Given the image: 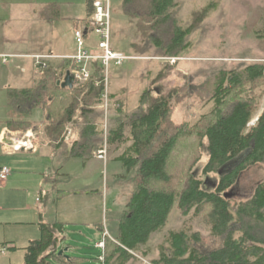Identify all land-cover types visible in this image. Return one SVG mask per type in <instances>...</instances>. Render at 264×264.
Here are the masks:
<instances>
[{"label": "trees", "instance_id": "obj_1", "mask_svg": "<svg viewBox=\"0 0 264 264\" xmlns=\"http://www.w3.org/2000/svg\"><path fill=\"white\" fill-rule=\"evenodd\" d=\"M176 1L121 0V13L137 19L142 42L149 44L139 52L154 47L158 56H182L190 47L188 36L217 6L216 1H210L194 11L191 22L183 27L175 18ZM39 14L43 21L53 24L60 19V6L48 2ZM68 65L67 61L49 62L33 85L8 87V104L24 115L36 108L43 110V135L61 160H86L104 142V113L98 108L102 85H95L103 71L94 62L91 79L84 85L61 88L57 81ZM170 70L165 64L154 82L165 78ZM263 94L264 62L252 61L218 70L209 86L174 87L165 93L159 86L147 88L139 95L137 106L127 112L124 101L118 99L113 114L107 117L105 139L115 143L124 125L128 126L130 144L117 160L130 174L133 190L117 218L115 235L105 238L103 257L100 259L101 253L98 257L58 255L64 247L63 224L40 223V237L24 248L22 264H109L114 257L124 262L132 256L131 251L168 223L174 208L183 216L190 211L203 216L211 241L204 243L195 231H170L167 246H161L159 257L150 264H264V179L247 199L234 201L224 196L247 167L264 163V108L251 121ZM193 95L210 104L209 111L193 122L178 121L172 102ZM109 96L112 99L114 94ZM4 125L10 130L32 126L28 121L14 120ZM68 125L74 131L64 141ZM202 157L207 161L200 169ZM209 174L218 176L213 177L216 185L204 189L200 176Z\"/></svg>", "mask_w": 264, "mask_h": 264}, {"label": "rangeland", "instance_id": "obj_2", "mask_svg": "<svg viewBox=\"0 0 264 264\" xmlns=\"http://www.w3.org/2000/svg\"><path fill=\"white\" fill-rule=\"evenodd\" d=\"M46 1L51 0H0V50L24 54L36 52L34 51L35 45L29 43L28 37L26 41L28 27L27 32L22 30L25 19L18 20L15 15L18 12V7L25 8L19 4H35L40 7ZM210 1L212 0H177L174 9L177 23L183 27L187 26L191 22L192 13ZM214 1L217 3L215 10L202 21L197 30L188 36L189 49L182 56L175 57L173 62L165 59L168 58L167 56H158L154 47H149L144 53L139 52L140 49L149 44L145 45L142 42V37L136 27L137 19L123 15L120 11L121 0H117L111 13V48L128 56L140 57L139 54H141L142 59L127 60L122 66L110 65L109 93L114 94L113 98L110 99L111 103L116 104L118 99L123 100L127 112L137 106L139 95L147 88L154 89L159 86L165 93L174 87L182 86L189 89L191 85L200 86L205 83L209 86L218 70H230L242 62H264V0ZM14 4L18 5L13 6ZM38 17L40 18L39 13ZM40 20L42 19L40 18ZM48 27L49 30L53 29L52 24H48ZM57 30L59 31V29ZM65 32L70 34V31ZM42 50L51 51L52 49L46 47ZM165 64L169 65L171 70L168 71L165 78L154 82L156 74ZM3 69H5V65L1 64L0 126L5 123V120L22 121L26 116L8 104L7 86L14 84L8 83L6 77L1 76ZM62 72L63 69L59 70V74ZM38 79L36 78L35 81ZM172 106L175 119L190 122L197 120L200 115L210 109V104L205 105V100H200L197 95L185 96L180 101H173ZM258 108L256 115L251 120L252 122L264 108V94ZM114 109L115 106H110L107 117L113 114ZM32 113L38 122L46 117V113L40 108L34 109ZM113 125L111 122L110 126ZM68 127L74 131L72 126L68 125ZM28 130L36 132L42 140L39 149L50 143L48 138L43 135V124L29 127L26 130H13V132H15L16 137H21ZM128 135L129 128L124 125L120 140L115 143H107V160L105 162L93 160L87 163L85 168H83L84 164L81 158L62 161L52 152L51 146L45 148L43 150L45 152L42 154H36L35 157L41 159L43 165L58 170L60 173L58 176L47 178L45 183L47 189L52 190L54 183H57L58 189L73 194V190L78 192L87 184L88 189L90 188L89 190L92 191L89 197L83 196L81 193L77 199L70 196L60 200L57 197V189H55L53 195L46 198V212L49 216L52 212H57L60 214L59 218L63 219V216L65 218L61 234L64 238L63 249H66L63 253L65 257L72 255L98 257L100 250L95 247L98 241L95 233L104 230L109 237L115 234L117 218L122 215L129 200L133 183L130 174L114 178L112 170L114 166H120L121 163L118 160L114 162L108 160L109 157L120 154L122 149L128 146L130 143ZM24 153L30 154L31 152L25 150ZM20 155L18 153L16 156ZM9 156L0 152V161L5 158L13 159L16 157L9 158ZM206 161V157L201 158L198 163L200 169ZM7 165L10 166L9 161ZM198 173L200 174V171ZM206 176L218 177L216 174L202 175L200 176L202 182ZM263 179L264 163L247 167L236 184L232 185V190L227 189L229 198L234 201L247 199L252 194L256 184ZM24 180L25 176H23L21 184H31V182ZM0 183L2 182L0 181ZM30 195L33 196V194ZM28 202L33 204L34 197H28ZM0 207L2 208L1 202ZM209 229L210 227L203 216H195L192 211L183 216L174 208L168 223L152 233L147 243L141 244L134 251H131V257L124 262H121L122 259L114 257L109 264H150L153 259L159 257L161 246H167L166 239L170 231L199 232L204 243H207L211 241ZM145 253L146 256H144Z\"/></svg>", "mask_w": 264, "mask_h": 264}, {"label": "crops", "instance_id": "obj_3", "mask_svg": "<svg viewBox=\"0 0 264 264\" xmlns=\"http://www.w3.org/2000/svg\"><path fill=\"white\" fill-rule=\"evenodd\" d=\"M91 1L92 0H51L44 2V4L40 5V7H37L35 4H19V6H23L25 8L23 9L21 7H18V12L15 17L18 20L21 18L25 19L22 30L27 32L28 27L26 41L28 37L29 43L35 45L34 51L36 52L24 54L15 51L4 52L3 50H0V54L15 53L22 55H70L74 53L75 44L73 31L75 28L83 25L85 21L88 20L89 15L91 14ZM48 2H57L60 6V19L52 24L53 29L50 30L48 27L49 23L40 20V18L38 17L39 11L42 10L44 5ZM116 2L117 0L112 5V12L114 9V4ZM17 5L18 4H14L13 6ZM57 29H59V31ZM55 30L56 32L54 33ZM52 31L55 36L53 35V33H51ZM65 31H70V34L66 33ZM93 42L94 38H92L88 42V45H92ZM46 47H51L52 50H42V48L46 49ZM53 62H58V60ZM1 64L2 63L0 62V65ZM3 65H5V69H3L1 76L6 77L5 79L8 83L14 84L7 86V88L9 87L19 89L23 87H29L33 85L35 83V79L38 78L36 75H34V71L31 68V60L29 59L11 60L7 64ZM18 67H23L25 71L21 72ZM32 112L26 115L22 121L30 122L32 124L31 127L44 124L43 121H45V119H41L40 122H38L37 118ZM6 121L10 120H5V122ZM5 129L13 131L2 124L0 126V135ZM74 136L77 137L78 134L75 133ZM49 146L52 147V152L60 157L58 151H56L53 145L49 143L47 146H43L41 149L38 148L39 150L35 152H31L30 154L26 153L27 155L24 153L25 151H19L13 154L5 153L7 155H10L9 158L18 155V153L21 155L13 157V159L5 158L0 161V167L8 166L10 170V173L8 174L6 179L2 181V183H0V202L2 203V208L0 207V248L4 247L6 249L4 252L0 251V264H22L24 259V248L30 241L36 240L40 237V223L53 225L56 222H60L63 224V232L65 224L64 216L63 220L62 218H59L60 214H58L57 212H52L50 216L48 212H46V198L50 197L49 195H53L55 189H57V197L60 200L67 199L70 196H73L72 198L77 199V196H80L81 193L83 196L89 197L90 193L92 192L89 190L90 188L88 189L87 184H85L84 187L79 190L80 192H77V190H73V194H70V192H66L65 190L58 189L57 183H54V187L52 190L45 187L47 178H49L50 176L60 175L58 170L50 169V167L43 165L41 159L35 157L38 154H42L43 152H45L43 150H45V148H48ZM126 148H123L120 154L109 157L108 161L114 162L115 160H117V157L121 155L126 150ZM93 160L102 161L93 155L89 159L83 160V168L86 167L85 165L87 163H90ZM8 161L10 163V166L7 165ZM24 172H26V174H24ZM112 175L114 178H116L117 176L128 175V172L124 170L121 164L120 166H114ZM23 176H25L24 181H29L31 182V184H21ZM30 194H33V196ZM28 197H34L33 204H29ZM103 232L104 230H101L100 233H95V237L96 239H98V241L101 239ZM63 244L64 242L62 243V245Z\"/></svg>", "mask_w": 264, "mask_h": 264}, {"label": "built area", "instance_id": "obj_4", "mask_svg": "<svg viewBox=\"0 0 264 264\" xmlns=\"http://www.w3.org/2000/svg\"><path fill=\"white\" fill-rule=\"evenodd\" d=\"M116 0H92L91 1V15L85 23L74 29L75 51L70 55H52V54H0V62L7 64L11 60L29 59L31 60V68L34 75L40 78L52 61H67L69 62L66 71H70L73 76V86L80 87L91 79L94 70V62L102 68L103 76L100 81H95V85H102L101 104L99 108L103 110V134L104 142L95 152L94 156L105 162L107 160V141L105 139L107 133V115L110 106H116L111 103L109 96V67L110 65L122 66L127 60L142 59L140 56H128L122 52L113 50L111 48V17L112 5ZM94 38L92 45L88 42ZM174 62L175 57H168ZM21 72H24L23 67H18ZM66 72L61 74L59 80L62 81ZM15 132L5 129L0 135V151L2 153L13 154L19 151L35 152L38 150L42 140L38 137L36 132L28 130L23 136L16 137ZM72 135L70 127H66L63 134V140L68 141ZM10 170L7 166L0 167V181H4ZM109 237L108 233L104 231L102 238L96 242L95 247L100 250V259L103 257L104 241ZM6 249L0 248L1 252Z\"/></svg>", "mask_w": 264, "mask_h": 264}, {"label": "water", "instance_id": "obj_5", "mask_svg": "<svg viewBox=\"0 0 264 264\" xmlns=\"http://www.w3.org/2000/svg\"><path fill=\"white\" fill-rule=\"evenodd\" d=\"M57 85L61 88H69L71 89L73 87V76L70 74V71H66L65 76L63 77L62 81L58 80ZM216 181H214L213 178L206 177L202 186L204 189H209L212 187H215ZM224 196L229 197V192L224 193ZM66 251V249H61L58 251V255H63V253Z\"/></svg>", "mask_w": 264, "mask_h": 264}, {"label": "flooded vegetation", "instance_id": "obj_6", "mask_svg": "<svg viewBox=\"0 0 264 264\" xmlns=\"http://www.w3.org/2000/svg\"><path fill=\"white\" fill-rule=\"evenodd\" d=\"M206 177H209V176H206ZM209 178H213V177H209ZM214 179V178H213ZM215 181V180H214ZM212 188H214V187H212ZM232 190V189H231Z\"/></svg>", "mask_w": 264, "mask_h": 264}]
</instances>
